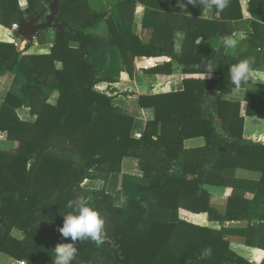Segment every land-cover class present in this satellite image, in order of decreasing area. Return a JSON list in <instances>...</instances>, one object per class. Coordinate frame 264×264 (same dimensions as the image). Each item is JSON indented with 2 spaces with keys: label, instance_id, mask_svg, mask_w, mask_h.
I'll list each match as a JSON object with an SVG mask.
<instances>
[{
  "label": "trees",
  "instance_id": "obj_1",
  "mask_svg": "<svg viewBox=\"0 0 264 264\" xmlns=\"http://www.w3.org/2000/svg\"><path fill=\"white\" fill-rule=\"evenodd\" d=\"M1 1L0 78L14 74L23 84L19 95L9 93L0 106V141L18 143L13 150H0V257L17 264H53L55 246L70 242L58 231L64 214L72 211L67 203L83 194L105 219L107 237L100 247L77 241L72 264H259L232 249L224 224L264 221V214L234 192L222 215L211 206L205 186L246 185L263 205L264 146L243 138V122L245 116L264 118V112L255 104L243 112L239 103L224 99L234 88L223 73L233 58L207 48L209 36L201 25H192L195 36L187 34L183 55L175 53L173 35L180 26L172 20L183 27L187 20L176 12L182 0H125L100 15L89 9V0H59L58 15L69 28L39 32L19 50L12 26L25 13L17 0ZM239 1L233 3L239 6ZM28 2L25 18L48 12L53 0ZM137 3L157 11L146 10L143 21L144 28L157 31V45H145L132 33ZM248 3L253 26L260 27L264 0ZM195 7L193 17L199 15ZM103 22L107 38L92 33ZM200 37L204 40L197 45ZM92 52L101 54L102 77L91 62ZM120 57H132L140 71L158 76L159 85L176 80L185 90L120 92L115 88L121 80ZM208 61L216 65L212 75L191 66ZM208 91L218 93L210 113L204 110ZM130 95L155 111L140 140L131 136L134 118L113 105L118 96ZM23 108L36 117L34 122L19 116ZM196 138H204L205 145L185 147L186 140ZM126 157L139 159L143 177L125 179V207L105 190L82 187L86 181L108 183ZM239 169L261 176L246 181L237 176Z\"/></svg>",
  "mask_w": 264,
  "mask_h": 264
},
{
  "label": "crops",
  "instance_id": "obj_2",
  "mask_svg": "<svg viewBox=\"0 0 264 264\" xmlns=\"http://www.w3.org/2000/svg\"><path fill=\"white\" fill-rule=\"evenodd\" d=\"M124 1L125 0H89L88 7L95 14H109L112 8ZM17 2L20 10L25 13L24 18L27 17V12L29 10L28 0H17ZM2 5L3 3L0 0V23H2L4 18ZM146 10L157 13V11L147 9L142 3L136 4L133 14L132 33L145 45H157V31L155 32L152 28L146 29L143 27ZM176 12L181 13V15L187 19L184 27L182 22L172 20V25L180 26V29H178L179 31H176L173 35L175 53L179 57H181L187 49L185 44L189 31L191 32L190 37L194 38L195 36V29L192 25H201L202 32L209 36L208 41H206L207 48L216 51L218 55L233 58V62L230 63L231 65L229 67L225 68L223 73L226 72L229 77L228 73L232 65L238 63L242 59L254 58L255 63L252 67L257 73V80H264V22L259 23L260 27L255 28L253 26V23L256 21L249 12L248 0H240L239 6L233 3V0H228V6L223 11L219 12L215 8L203 10L201 7L196 6L195 12L199 15L194 17L192 16L191 5L187 4V0H182L180 9L176 6ZM204 22L207 23L205 24ZM18 25L19 24L13 25L12 30L17 31ZM92 33L102 38H107L109 35L108 24L105 22L101 23L99 28L92 31ZM225 36H232L236 39L237 47L226 48L223 43ZM203 40V37L198 38L196 44H201ZM71 47L79 48V45L72 43ZM90 59L92 64L97 68V76L102 77L105 68L101 60L100 52H92ZM119 63L122 69L121 80L115 85V88L122 93L128 91L134 92L140 87L153 88L155 94H177L185 90L184 84L176 80H172L165 85H159L158 76L148 73L145 74L140 71L132 57H128L127 59L120 57ZM59 64L61 66H59ZM56 66L58 69L62 68L61 63H57ZM191 66L203 70L205 72L203 75L207 76L209 74L212 75L216 69V65L211 61L202 63L201 65L191 64ZM211 67H214V70L210 73L209 69ZM22 84L23 80L17 75L7 74L1 77L0 106L3 105L9 93L19 95ZM228 84L230 86L232 85L230 80H228ZM217 95L218 93L215 91H208L206 93L204 110L207 113L211 112V104ZM224 99L239 103L243 112H246L249 104H255L257 110L264 112V82L250 81L244 86L242 91L235 93L231 91L224 96ZM113 105L121 109L126 115L134 118L135 123L131 136L136 140H140L145 132L147 122L154 119V109L142 108L137 95H130L129 97L118 96L117 99L113 101ZM30 119H32L31 115L26 117L25 120L33 122ZM216 126L217 128L220 127L219 122H216ZM243 138L248 142L264 146V118L258 116H245L243 122ZM184 144L188 149L199 148L205 145V139H190L186 140ZM15 147L16 144L14 142L0 141V150L10 151ZM139 164V159L133 157H126L123 160L124 169L126 166V170H123L124 173L121 175L123 181L122 187L119 189L121 193L126 178L129 179L128 182H132L131 180L141 179L143 177V173L137 169ZM236 174L246 181H257L261 176L257 172L243 171L240 169L236 171ZM86 182L96 183L98 188L89 189H95L97 191L105 190L104 187L107 185V183L102 181ZM246 187L248 186L243 185L239 187L238 185H234L232 188H226L207 185L205 186V190L208 191L211 196V206L222 215L226 214L229 199L234 192L239 194L241 201L251 202L255 206H258L256 209L259 210L261 214H264V203L260 205L259 200L256 198V192H254L252 188L249 187V189H247ZM224 228L228 231L225 240L230 243L232 249L236 253L248 259L254 258L259 264H264V249H259L261 245L264 247V221L258 218L252 221L227 222L224 224Z\"/></svg>",
  "mask_w": 264,
  "mask_h": 264
},
{
  "label": "clouds",
  "instance_id": "obj_3",
  "mask_svg": "<svg viewBox=\"0 0 264 264\" xmlns=\"http://www.w3.org/2000/svg\"><path fill=\"white\" fill-rule=\"evenodd\" d=\"M187 4L201 7L203 10L215 8L219 12L228 6V0H187ZM223 43L226 48L237 47V40L232 36H225ZM254 63V58H247L230 67L228 75L231 84L234 86L232 89L234 93L242 91L250 81L264 82V80H257V73L252 67ZM213 70L214 67H211L209 72L211 73ZM126 199L122 195L120 202L124 203ZM67 208L72 211L64 214L63 226L58 231L63 239L68 240L70 238V242L59 243L55 246L53 264H72L78 252L74 246L77 241L91 240L97 247H100L105 243L107 237L105 219L89 203L88 198L79 197L70 200L67 203Z\"/></svg>",
  "mask_w": 264,
  "mask_h": 264
},
{
  "label": "water",
  "instance_id": "obj_4",
  "mask_svg": "<svg viewBox=\"0 0 264 264\" xmlns=\"http://www.w3.org/2000/svg\"><path fill=\"white\" fill-rule=\"evenodd\" d=\"M59 0H53L49 11H43L34 17L22 18L18 25L17 32L19 39L17 41L18 50L23 41L31 42L39 32L45 30H62L69 28L68 24L62 23L59 17Z\"/></svg>",
  "mask_w": 264,
  "mask_h": 264
},
{
  "label": "rangeland",
  "instance_id": "obj_5",
  "mask_svg": "<svg viewBox=\"0 0 264 264\" xmlns=\"http://www.w3.org/2000/svg\"><path fill=\"white\" fill-rule=\"evenodd\" d=\"M59 66H61V65L59 64ZM35 105L37 106V108L40 106V102H39L38 99L36 100V104ZM29 115H31V112H30V110L28 108H23L19 112V116L22 119H24V120ZM31 117H32V119H30V120H32L34 122L36 117H33L32 115H31ZM219 125H220V123H219ZM217 129H218V132L223 133L221 125ZM15 144H16V147H17L18 143H15ZM139 167H140V165L137 166V169H139ZM123 170H126V166H125V169H124V165L122 163L120 171L118 173H114V174L111 175V177H110L106 187H104V189L107 192V194H110L114 198V201L116 202L117 205L125 207L126 204H127V200L124 203L120 202V197L122 196V193L119 190V189H121L122 183H123L122 178H121V175H123V173H124ZM139 171H140V169H139ZM97 186L98 185L96 183L95 184L94 183H84V186H82V187H84V188H98ZM82 196H83V194H79L77 196V198L82 197ZM0 264H17V263H15V261H13L12 259H10V258H8L6 256H2V257H0Z\"/></svg>",
  "mask_w": 264,
  "mask_h": 264
},
{
  "label": "built area",
  "instance_id": "obj_6",
  "mask_svg": "<svg viewBox=\"0 0 264 264\" xmlns=\"http://www.w3.org/2000/svg\"><path fill=\"white\" fill-rule=\"evenodd\" d=\"M17 29H18V27H17ZM35 40V39H34Z\"/></svg>",
  "mask_w": 264,
  "mask_h": 264
}]
</instances>
